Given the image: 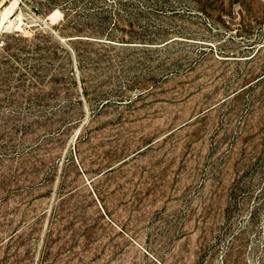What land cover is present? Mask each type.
<instances>
[{
    "label": "rangeland",
    "instance_id": "obj_1",
    "mask_svg": "<svg viewBox=\"0 0 264 264\" xmlns=\"http://www.w3.org/2000/svg\"><path fill=\"white\" fill-rule=\"evenodd\" d=\"M18 1L0 0V264H264V0H58L105 39ZM77 38L70 61L31 59Z\"/></svg>",
    "mask_w": 264,
    "mask_h": 264
},
{
    "label": "trees",
    "instance_id": "obj_2",
    "mask_svg": "<svg viewBox=\"0 0 264 264\" xmlns=\"http://www.w3.org/2000/svg\"><path fill=\"white\" fill-rule=\"evenodd\" d=\"M22 1H29V0H22ZM22 1L20 2V5H22ZM47 2V5H44L45 7V13H51L55 10H59L62 13L60 26L61 29L58 30L60 35L62 37H71V36H77V37H88V38H96V39H105V28L102 27V29L94 30L89 27H84L82 25V21L77 16L79 15H72L70 13L69 8L66 7L63 4H60L58 0H45ZM95 14L92 13L89 16H94ZM83 40H89V39H83V38H77L75 39V42H72V40H68L69 44L71 45V50L67 49L60 40L56 39L52 43L46 45V46H35L34 51L31 53V59H34V54L40 55L43 52H50L52 55V58L57 59V51H61L63 55L67 58V60L72 59V52L74 54L78 55V48L75 45L76 43H80ZM25 45L21 48V51H25L26 48V42L24 40H21ZM44 56H40L38 59H43ZM21 60H27V59H21ZM29 74V73H27ZM10 76V75H8Z\"/></svg>",
    "mask_w": 264,
    "mask_h": 264
},
{
    "label": "water",
    "instance_id": "obj_3",
    "mask_svg": "<svg viewBox=\"0 0 264 264\" xmlns=\"http://www.w3.org/2000/svg\"><path fill=\"white\" fill-rule=\"evenodd\" d=\"M19 1H20V0H19ZM19 1H18V2H19ZM70 39H73V38H70Z\"/></svg>",
    "mask_w": 264,
    "mask_h": 264
},
{
    "label": "bare ground",
    "instance_id": "obj_4",
    "mask_svg": "<svg viewBox=\"0 0 264 264\" xmlns=\"http://www.w3.org/2000/svg\"><path fill=\"white\" fill-rule=\"evenodd\" d=\"M4 14H5V12H4ZM0 29H1V27H0Z\"/></svg>",
    "mask_w": 264,
    "mask_h": 264
}]
</instances>
